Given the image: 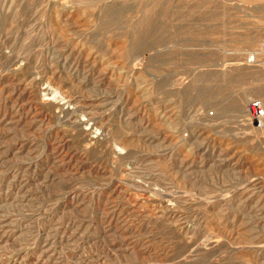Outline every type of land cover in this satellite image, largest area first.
Masks as SVG:
<instances>
[{
    "label": "rangeland",
    "instance_id": "rangeland-1",
    "mask_svg": "<svg viewBox=\"0 0 264 264\" xmlns=\"http://www.w3.org/2000/svg\"><path fill=\"white\" fill-rule=\"evenodd\" d=\"M261 45L264 0H0V264H264Z\"/></svg>",
    "mask_w": 264,
    "mask_h": 264
},
{
    "label": "built area",
    "instance_id": "built-area-1",
    "mask_svg": "<svg viewBox=\"0 0 264 264\" xmlns=\"http://www.w3.org/2000/svg\"><path fill=\"white\" fill-rule=\"evenodd\" d=\"M240 65L247 67L264 66V45L253 49L243 54ZM209 116L213 114L208 113ZM246 122L252 126L257 132L264 135V102L259 98H251L248 100L246 108ZM191 138V131L186 130L181 132L180 139L182 141H189Z\"/></svg>",
    "mask_w": 264,
    "mask_h": 264
},
{
    "label": "bare ground",
    "instance_id": "bare-ground-1",
    "mask_svg": "<svg viewBox=\"0 0 264 264\" xmlns=\"http://www.w3.org/2000/svg\"><path fill=\"white\" fill-rule=\"evenodd\" d=\"M246 108H247V105H246Z\"/></svg>",
    "mask_w": 264,
    "mask_h": 264
}]
</instances>
